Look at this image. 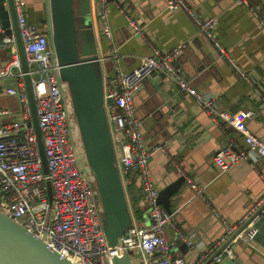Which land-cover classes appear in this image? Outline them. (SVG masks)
<instances>
[{
	"label": "built area",
	"instance_id": "1",
	"mask_svg": "<svg viewBox=\"0 0 264 264\" xmlns=\"http://www.w3.org/2000/svg\"><path fill=\"white\" fill-rule=\"evenodd\" d=\"M14 1L34 88L48 174L43 171L37 137L33 126L29 124L30 105L16 40L14 36H6L3 46L11 49L12 59L5 69L0 70V80L15 75L14 69H18L16 87H10L7 91L19 98L21 108L9 123L0 126V209L37 237H45L50 248L69 258L74 264H112L114 256L126 251L137 256L136 264H187L183 257L172 255L167 228L174 220V212H169L158 202L159 187L149 166L150 157L155 150L161 148L167 152V149L148 144L142 121L135 114L136 93L146 78L164 74L178 85L181 92L193 96L214 123L235 125L243 134L246 145L238 148L230 142L218 152L215 163L222 172L230 170L241 160L263 157L264 134L253 132L244 120L238 121L229 111L219 109L212 97L206 96L188 80L182 68L176 64L185 44L169 50L159 48L147 36L145 27L127 9L121 8L129 25L151 49V53L143 56L135 68L124 72L121 69V55L113 45V32L109 22L110 1L97 0L103 32L112 43L110 54L99 57V61L103 63L111 60L113 63L111 72L103 76V90L117 165L124 186L131 183L133 176L139 178L150 219L147 225L133 221L119 243L110 246L102 223L103 206L95 177L85 157L70 89L60 74L53 46L51 15L43 24L33 23L27 18L26 1ZM236 3L251 8L250 0H236ZM167 7L185 8L199 26L200 34L215 42L224 53L215 36L218 26L216 16L200 17L185 0H168ZM251 10L259 16L258 11L254 8ZM262 24L264 26V19ZM2 31L0 24V32ZM230 61L242 76L249 77V74L235 64L234 59L231 58ZM9 113V109L0 108L1 117ZM245 115L250 117L252 112L248 111ZM80 150H83L85 161L80 158ZM172 162L177 166L178 172L185 176L186 184L192 189L194 196L211 207L207 185L195 181L174 160ZM48 180L53 190L52 201L47 191ZM214 214L224 224V232L212 249L221 246L228 239L229 242L220 252L212 255L208 264H228L236 257L235 243L242 240L250 245L257 236L258 222L264 216V196L236 221L223 218L215 210ZM242 226L244 228L239 231ZM176 231L190 247L195 245L193 235L186 234L179 227H176ZM206 255L208 254H202L201 258L204 259Z\"/></svg>",
	"mask_w": 264,
	"mask_h": 264
},
{
	"label": "crops",
	"instance_id": "2",
	"mask_svg": "<svg viewBox=\"0 0 264 264\" xmlns=\"http://www.w3.org/2000/svg\"><path fill=\"white\" fill-rule=\"evenodd\" d=\"M25 1L29 21L40 25L51 15L50 0ZM78 1L76 11L80 6ZM167 2L110 1L109 22L113 45L121 55V69L124 72L132 70L143 56L151 53L150 46L129 25L121 10L125 8L145 27L147 36L159 48L169 50L185 44L176 64L188 80L212 97L219 109L229 111L238 121L244 120L253 132H264V0H250L251 8L258 11L259 16L236 0H185L200 17L218 18L215 36L228 58L219 54L210 40L200 34L199 26L185 8L169 9ZM91 8V31L98 44L99 57L108 56L112 43L103 32L97 0H91ZM11 55L10 48L0 46V69L9 63ZM229 58L234 59L249 77L242 76ZM14 70L19 73L18 69ZM109 72L111 70L105 65L102 76ZM16 74L0 80V108L10 110L9 115L0 116V126L9 123L21 108L19 98L7 91L16 87L19 79ZM134 104L148 144L167 149L165 152L159 148L150 157L149 166L159 190L181 175L174 160L189 177L207 185L213 212L218 211L227 220H238L264 196V156L241 160L222 172L215 163V156L230 142L244 148L243 134L233 124L214 123L194 97L181 92L172 79L164 74L146 78L135 95ZM248 111L252 112L250 117L245 115ZM80 158L85 161L83 150H80ZM124 188L133 221L149 224L148 204L139 178L133 176ZM183 192V198L172 203L175 217L167 228L172 255L183 257L187 264H205L225 244L212 249L223 235L224 224L204 201L190 199L192 194L186 182ZM175 226L193 235V247L186 241L187 247L179 244L181 238ZM235 250L236 257L228 260V264H264V216L258 222L253 245L239 240ZM202 254L208 255L203 259Z\"/></svg>",
	"mask_w": 264,
	"mask_h": 264
},
{
	"label": "water",
	"instance_id": "3",
	"mask_svg": "<svg viewBox=\"0 0 264 264\" xmlns=\"http://www.w3.org/2000/svg\"><path fill=\"white\" fill-rule=\"evenodd\" d=\"M76 1L50 0L53 46L60 65L62 80L68 84L70 89L85 157L95 177L100 195L103 206L104 233L108 244L115 246L119 243L126 229L132 225L133 217L117 165L115 147L104 107L102 69L106 65L109 71L112 70L113 63L111 60L104 63L99 61L98 44L91 31V0H79L78 11H76ZM0 24L3 28V31L0 32V45L3 46L6 36H14L16 40L30 105L31 119L29 124L33 126L37 137L43 171L48 174L44 139L39 126L34 88L29 74L14 0H0ZM210 42L219 54L228 58L215 42L212 40ZM11 59L12 56H10ZM5 67L0 70L5 69ZM258 134H264V132ZM185 182V176L179 175L173 182L159 190L158 202L171 213L174 212L173 201L182 199L184 196ZM46 183L48 196L52 201V185L49 180ZM189 190L192 194L190 199L202 200L194 196L192 189L189 188ZM209 208L210 212L214 214L212 208ZM178 242L181 246H186L184 239L181 238ZM228 242L229 239L220 249L222 250ZM251 244L253 245V242ZM136 260L137 256L133 255L131 251H126L122 255L114 256L112 264H136ZM210 260L211 258L205 264H208ZM0 264L74 263L58 251L50 248L45 237H37L0 209Z\"/></svg>",
	"mask_w": 264,
	"mask_h": 264
}]
</instances>
